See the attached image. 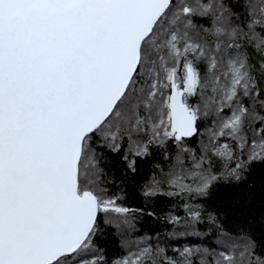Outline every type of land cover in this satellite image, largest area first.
Instances as JSON below:
<instances>
[{
  "label": "snow or ice",
  "instance_id": "snow-or-ice-1",
  "mask_svg": "<svg viewBox=\"0 0 264 264\" xmlns=\"http://www.w3.org/2000/svg\"><path fill=\"white\" fill-rule=\"evenodd\" d=\"M145 165L146 199L183 202L173 238L213 245L129 239ZM257 224L264 0H0V264H264Z\"/></svg>",
  "mask_w": 264,
  "mask_h": 264
},
{
  "label": "trees",
  "instance_id": "trees-1",
  "mask_svg": "<svg viewBox=\"0 0 264 264\" xmlns=\"http://www.w3.org/2000/svg\"><path fill=\"white\" fill-rule=\"evenodd\" d=\"M147 173L148 166L145 165L136 180L126 185V195L122 203L124 206L133 209L144 208L146 211L154 212L155 215L133 214L132 223L135 227L131 230L129 239L131 241H137L142 238L151 237L149 242L152 243L153 246H155L157 242H160L161 246H166L163 243L164 241H167L168 245H173L175 247L192 244L213 245L216 241V236L213 234L211 226L207 223L199 226L201 233L204 234L202 237L176 236L173 238L171 234L174 231H179L180 226L177 225L174 229L172 225L167 223V217L169 215H180L183 217V202L165 196L146 199L140 191L139 184ZM259 175L260 174L257 173V176ZM113 190L116 191L117 189ZM233 191V189L221 185L213 191L212 196L205 202L210 211L214 210L220 214L223 226L231 231H235L241 219L232 204L231 197ZM254 227L256 229L257 239H264V231L261 230L259 224L254 225ZM108 231L111 232V229H108ZM108 243L109 250L115 252L117 250L118 237L110 235L108 237ZM128 250L135 251V244H132Z\"/></svg>",
  "mask_w": 264,
  "mask_h": 264
}]
</instances>
